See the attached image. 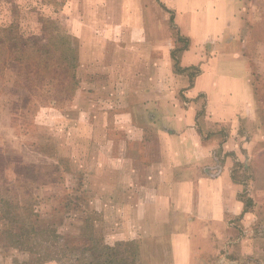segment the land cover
<instances>
[{"label":"rangeland","instance_id":"1","mask_svg":"<svg viewBox=\"0 0 264 264\" xmlns=\"http://www.w3.org/2000/svg\"><path fill=\"white\" fill-rule=\"evenodd\" d=\"M219 1L239 25L232 32L239 41L229 39V33L224 40L233 43L226 48L238 52L244 64L221 62L214 78L224 92L214 97L216 89H209L210 97L222 101L216 109L226 123L208 118L209 95L201 94L196 99V128L215 133L211 144L216 154L212 163L206 160L202 173L219 175L222 164L229 163L231 180L238 185L236 206L241 204L242 213L224 216L219 241L197 234L190 237V251L194 250L190 264H264V0ZM191 2L195 9V0ZM86 3L94 5L92 13L85 10ZM134 3L133 9L138 7ZM128 4L130 0H0V41L5 44L0 52L15 34L48 44L63 34L73 40L70 47L77 57L72 92L56 85L55 79L25 75L19 63L9 60L0 65V264L178 263L168 234L191 231V225L175 202H169L178 191L171 182L178 179L169 181L172 172H164L168 143L159 136L166 132L151 121L152 108H146L155 92L143 89L154 64L146 57L148 49L143 54L140 42L129 41L130 32L175 41L170 64L178 81L183 78L191 85L199 78V68L180 66L188 39L177 37L169 4L147 0L145 16L152 18L155 13L160 18L156 30L122 27L128 25ZM82 20L92 27L82 26ZM189 34L191 41H197V30L191 27ZM213 47L205 44L209 53L215 51ZM244 65L252 102L246 109L241 108L239 93L246 97L250 92L233 80L243 73ZM202 79L203 87L212 82L210 75ZM181 89L171 95L186 107L195 100L185 98ZM169 114L163 108L160 115ZM227 122L235 128L236 155L224 158ZM25 166L45 175L44 180L27 181L22 173ZM2 199L30 204L35 231H53L51 238L38 237L36 248L50 242L55 260L39 263L34 252L19 250L13 236L18 227L3 219ZM85 235L99 238L94 246L103 252L101 257L100 251L90 255L87 249L93 248Z\"/></svg>","mask_w":264,"mask_h":264},{"label":"crops","instance_id":"2","mask_svg":"<svg viewBox=\"0 0 264 264\" xmlns=\"http://www.w3.org/2000/svg\"><path fill=\"white\" fill-rule=\"evenodd\" d=\"M130 1L131 5L128 4L127 7L129 15L127 20L128 25L124 24L122 27H136L138 29L139 27H151L153 30L161 27L159 25L160 18L155 13L152 18L145 16L144 6L147 0ZM135 1L138 7L135 6V9H133ZM163 2L169 4V8L173 10L171 12L174 13L175 26L179 31V36L177 37L188 39V47L182 51L180 56V66H196L199 68V73L196 77L199 76V78L194 82L192 81L191 85H188V81L183 78H180L178 81V76L173 73L170 64V53L175 42L173 39L162 40L160 37H146L143 35V31L139 32L140 35L134 34L131 31L129 41L140 42V52L143 54L148 49L146 57L154 64L149 69L148 76L151 77L148 80L149 83L144 85L143 89L155 92V97L152 103L146 105V108L148 110L152 108L151 111L149 110L152 115L151 121L154 124L157 123L162 126L166 132V134H162L163 136H159L163 137L166 143H168L165 146L167 151L166 157H168L170 162L166 160L167 166L164 167V172H172L170 179H168L169 181L173 177L178 179L175 182H171L175 183L178 191L175 200L174 197H171L169 202H175L177 208L181 211L182 217H187V221L191 225V231H188L186 226L187 229L185 230L170 232L168 235L171 236L169 240L171 244H169L173 251L174 260L178 262L177 264H190L194 252L193 249L190 251V237L197 234L213 237L219 241L221 234L219 226L223 228L225 223L220 225V222L225 219L224 216L236 217L237 213H242L241 204L239 203L240 205L236 206L238 185L231 180V165L224 162L220 174L216 176H208L207 174L205 176L202 173V167L205 165L206 160L212 163V156L216 154L214 150L216 146H213V142H211L215 137V133L209 132V134H205V130L203 132H200L201 129L199 130V128L197 130L196 126L199 121L196 120V115L198 113L197 107L199 101L196 99L201 94L209 95L207 107L210 112L208 111L207 113L208 118H216L221 121L219 123L221 125L226 123L225 115L219 114L216 109L220 103L222 104V101L214 99L215 96L221 95L219 92H224V88L218 85L219 80L214 77H218L215 75L218 74V66L221 62H229L232 65L236 62V67H238L242 63L244 64V59L239 57L238 52H229L226 48L227 44L233 43L232 41L224 40L229 33V39L235 37L239 41L237 34L235 33V36L232 33L234 32V28H237L239 25L236 26V19L232 18L231 20L228 17L229 11H226V4L222 6L219 0H195L196 5L195 9H193V2L191 0H163ZM176 2L178 4H175ZM84 6L86 11L93 12L94 5L86 3ZM120 8L122 11L125 10L124 7ZM81 25L86 28L92 27L91 24L84 22V20H82ZM191 27L198 32L197 41L195 42L191 41L192 37L189 34ZM135 37L141 38L134 39ZM222 41H225L226 46H224V43L222 44ZM167 42L170 43V46ZM207 42L214 45V52L209 53L205 50ZM241 68L243 73H238V77L233 78V80L250 92L246 97L242 95L241 91L239 93L244 103L241 108L246 109L247 105L252 103L250 101L251 86L248 83L249 78L247 77L248 73L245 65ZM206 75H210L212 82L210 85L203 87L204 85L201 81H203L202 77ZM220 78L225 80L224 77ZM224 83L220 85L224 86ZM177 84L178 87H182L181 90L185 89L182 92L185 98L195 101L186 105V107H182L181 102L175 99L176 95H171V92L177 91ZM209 89H216L213 98L210 97ZM163 108H166V111L169 109L170 114L161 116ZM175 125H178V127L175 128ZM229 125L230 123L227 122L225 128V131L229 133V137L222 144V155L224 158L226 154L231 155L233 153L236 155L233 146L235 128H230ZM203 133L204 136L202 137ZM160 152L165 157L163 150ZM186 212L188 213L187 216ZM162 234L164 235V231ZM182 241H185L186 247H182Z\"/></svg>","mask_w":264,"mask_h":264},{"label":"trees","instance_id":"3","mask_svg":"<svg viewBox=\"0 0 264 264\" xmlns=\"http://www.w3.org/2000/svg\"><path fill=\"white\" fill-rule=\"evenodd\" d=\"M8 42L6 49H2V52H0L1 58L5 59L4 61L2 59L3 62L0 61L1 66H4L9 60L14 63H19L21 65L20 72H23L25 75L29 73L30 77L33 76L35 80L40 77L50 78L49 80L55 79L56 85L62 84L61 87H64L66 91H73L75 88L73 84L75 83L74 69L77 66L75 48L70 47L73 40H70L63 34H57L53 42L48 44L43 43L39 38H24V36L15 34L9 38ZM1 44H3L2 41H0ZM4 45L2 48H4ZM9 51L11 52L9 53ZM65 81L67 82L66 85L63 84ZM59 162L62 163L63 160ZM33 171L32 167L25 166L23 168L22 173L27 181L39 182L40 180H44L45 175L36 172L33 173ZM47 175L50 174L47 172ZM75 200H78V198L75 197ZM1 202L3 203V219L7 220L11 227L14 225L18 227L15 226L17 232L13 236L16 238L14 244L20 246L19 250L34 252V254H37L36 260L39 263L46 262L50 259L55 260V253L49 249L50 242L44 247H39L40 249L36 248L38 246L36 244L38 241L37 238H51L53 231H35L34 225L31 223L34 213L32 212L30 204L20 203L19 201L9 202L3 199ZM8 233L10 235V232ZM84 237L91 243L93 248V250L87 249L90 255L100 251L94 246V243H99V238L87 237L86 235ZM103 250L110 251L108 247H104ZM98 255L101 257L103 252L100 251ZM102 264H126V262L116 260L108 262V260H104Z\"/></svg>","mask_w":264,"mask_h":264}]
</instances>
